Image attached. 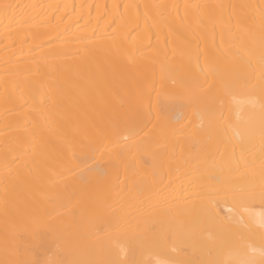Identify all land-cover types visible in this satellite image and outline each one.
Listing matches in <instances>:
<instances>
[{
	"label": "bare ground",
	"instance_id": "bare-ground-1",
	"mask_svg": "<svg viewBox=\"0 0 264 264\" xmlns=\"http://www.w3.org/2000/svg\"><path fill=\"white\" fill-rule=\"evenodd\" d=\"M0 264H264V0H0Z\"/></svg>",
	"mask_w": 264,
	"mask_h": 264
}]
</instances>
